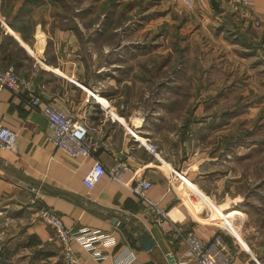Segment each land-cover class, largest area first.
I'll return each instance as SVG.
<instances>
[{"label":"crops","instance_id":"0c3cea01","mask_svg":"<svg viewBox=\"0 0 264 264\" xmlns=\"http://www.w3.org/2000/svg\"><path fill=\"white\" fill-rule=\"evenodd\" d=\"M73 1L69 5L67 0H0V66H13L39 97L36 107L31 108L27 103L31 91L15 97L10 90L0 89V124L17 133L14 150L0 149V215H12L23 224L21 237L26 238L23 244L30 264H61L54 251L59 245L50 239L48 227L30 220L39 207L53 210L67 228L102 229L115 235L116 244L101 260L72 242L83 264H120L118 260L128 253L133 257L128 264H193L153 224L144 204L133 194L132 183L142 177L151 182L147 198L157 202L169 219L201 239L219 233L232 243L231 264H264L247 239L239 240V233L224 231L213 224L211 216L208 219L213 223L198 220L189 210L187 191L179 187L186 184L171 169L181 171L195 187L198 174L196 178L191 172L187 175L188 168H174L173 160L166 159L167 153L158 148L162 162L170 166L166 168L134 141L132 134L136 133L151 140L148 135H153L152 127L161 118L158 111L147 112V69H123L114 63L119 55L100 58L101 54L91 52L90 41L101 44L104 39L94 37L103 15L99 14L97 20V14L91 18L100 5L83 12L88 8L83 0ZM159 4L163 8L166 4L160 16L177 24L174 31L178 33L180 28L181 33L185 27L180 38L198 45L195 57L213 60L210 66L235 81L226 79L221 86L231 92L228 98L240 105L230 119L233 107L225 110L227 113L220 116H228L224 122L232 119L242 123L262 115L264 125V114H259L260 110L264 112V25L254 24L264 18V0H251L249 16L229 0H160ZM90 18L92 23L88 25ZM100 52L105 54L106 49L102 47ZM171 87L173 96L183 91L190 100L196 91L194 82L187 86L173 82ZM212 91L208 87L205 93ZM48 103L84 121L101 148L74 159L55 148L49 139L47 119L40 113ZM192 106V116L210 107L206 99H196ZM205 116V124H209L210 112ZM218 134L221 139L234 138L238 130L234 136L224 131ZM96 160L105 168L114 162L125 163L122 180H111L104 174L91 189L84 187L82 178ZM218 220L224 224L228 215ZM147 239L153 242L150 247L144 244Z\"/></svg>","mask_w":264,"mask_h":264},{"label":"rangeland","instance_id":"374dc122","mask_svg":"<svg viewBox=\"0 0 264 264\" xmlns=\"http://www.w3.org/2000/svg\"><path fill=\"white\" fill-rule=\"evenodd\" d=\"M67 1L69 5L74 2ZM114 1L115 18L118 16L115 20L117 32L107 34L101 40L103 43L100 42L102 45L91 44L90 41V51H94L97 56L101 54L100 58L119 55L114 63L123 69L140 66L147 69L148 86L144 103L148 106L149 114L155 110L161 115L152 127L153 135L148 137L163 153H167V158L162 154L164 158L173 160L174 168H188L187 175L191 172L196 178L198 174L196 187L192 182L184 186L179 184L180 190L187 191L184 193L189 210L198 220L214 222L213 224L224 228V231L227 229L233 234L239 233V238L242 237L243 241L247 239L255 255L264 260L263 121L244 119V122L238 123L231 119L232 121L224 122L228 116H220L227 113L226 109L233 107V111L228 114L230 119L235 115L236 108H240L238 101L228 98L231 92L221 88L226 79L230 81L231 78L226 77L217 67L208 64L213 60L195 57L198 56L195 55L199 52L198 45L180 38L185 27L181 33L179 28L177 33L173 29L177 24H173L169 18H161L162 12L166 11V4L163 8V5L159 4L160 0H147V3L146 0H141L139 4L137 0ZM83 3L88 7L83 12L94 5H100L97 11H93L91 18L100 10V15L104 13L106 0H83ZM127 3L131 7H126ZM143 17L147 19L141 21ZM102 20L104 22V18ZM102 47L106 49L105 54L100 52ZM173 82L178 86L195 83L196 91L192 92L191 100L188 98L190 102L187 92L180 91L177 93L178 97L173 96ZM208 87L213 88L212 94L205 93ZM196 99H206L210 107L192 116L191 105ZM102 105L106 107L103 102ZM172 107L174 113L171 115ZM208 112L212 121L205 124V115ZM259 112L264 114L262 110ZM237 130V138L244 144L235 145L231 150L220 154L225 139L219 138L221 134L218 132L224 131L228 136H234ZM222 136L225 138L226 134ZM258 139L260 144L255 143ZM247 154L248 157H244ZM206 194L210 195V198H207ZM225 215H228V221L220 224L218 218ZM208 216L215 220L208 219ZM22 225L12 215H0V264H30L31 259L26 256L27 251L23 244L26 238L21 237L24 227ZM54 251L56 258L63 264L60 246Z\"/></svg>","mask_w":264,"mask_h":264},{"label":"built area","instance_id":"2783aa9c","mask_svg":"<svg viewBox=\"0 0 264 264\" xmlns=\"http://www.w3.org/2000/svg\"><path fill=\"white\" fill-rule=\"evenodd\" d=\"M229 1L243 15H250L251 0ZM254 24L264 25V18L261 21H254ZM3 88L10 90L15 97L22 96L28 90L31 91V96L27 101L31 108L36 107L39 102V97L33 91L31 83L19 76L13 66H0V89ZM40 113L47 119L51 143L69 158L86 157L101 148L100 142L89 135L88 125L84 121L74 118L51 103L46 104ZM132 135L134 141L141 145L149 155L164 166L166 165V168L170 167L162 162L158 147L153 141L137 133ZM16 138L15 131L0 124V149L14 150ZM125 169L126 165L123 162H114L111 167L105 168L100 161L96 160L82 178V184L87 189H91L104 174H108L111 180L120 181ZM171 172H174L186 185L189 184V180L183 176L181 171L171 169ZM150 185V180L142 177L134 180L131 190L136 199L144 204L145 212L153 224L162 229L170 242L177 244L179 253H182L187 261L193 264H231L234 257L232 243L219 233L208 240L201 239L191 229L169 219L157 202L147 198L146 191ZM32 220L40 221L48 227L50 239L56 241L61 248L63 264H83L72 249V242H76L96 260L108 257L109 250L116 244L115 235L112 232L86 227L79 229L65 227L60 217L46 207L37 208L32 215ZM132 259L131 253H128L118 262L128 264Z\"/></svg>","mask_w":264,"mask_h":264},{"label":"trees","instance_id":"16d2710c","mask_svg":"<svg viewBox=\"0 0 264 264\" xmlns=\"http://www.w3.org/2000/svg\"><path fill=\"white\" fill-rule=\"evenodd\" d=\"M137 1H138V4H139L141 0H137ZM114 3H115L114 0H106V4L104 3V5H105V8L103 7V12L104 13H102V15H103L102 17L104 18V22H102V24H101L102 26L99 28L98 32L94 35L95 37H98V38H102L103 37V38H105V36H107V34H109V33L115 34L117 32V29H116L117 26L115 24V20L117 19L118 16L115 18V14H114L113 8L116 5H114ZM146 3H147V0H146ZM137 6H139V5H137ZM126 7H131V5H129V3H127ZM101 12H102V10H100V12L97 13V15L94 17L95 20H97V18H99L98 15ZM146 19H147V17H143V19H140V20L144 21ZM91 23H92V20H90L88 22V25H90ZM261 117H262V115H258L255 118L254 121L255 122L259 121L261 119ZM239 140H240V138H237V137H235V138H232V137L226 138L225 139V143L223 144L222 150L220 151L221 152L220 154H223L224 152H226L228 150H231L233 148V146H235V145H243L244 143L243 142H239ZM260 142L261 141L259 139H258V141H255L256 144H260ZM263 142H264V137L262 138V143ZM227 154L228 153H226V155ZM248 155L249 154L244 155V157H248ZM239 156H243V155H239Z\"/></svg>","mask_w":264,"mask_h":264},{"label":"water","instance_id":"95a60500","mask_svg":"<svg viewBox=\"0 0 264 264\" xmlns=\"http://www.w3.org/2000/svg\"><path fill=\"white\" fill-rule=\"evenodd\" d=\"M142 237H144L145 239L147 238L146 235H143ZM144 244L146 245V247H150L151 244H153V242L149 241L148 239L144 241Z\"/></svg>","mask_w":264,"mask_h":264}]
</instances>
